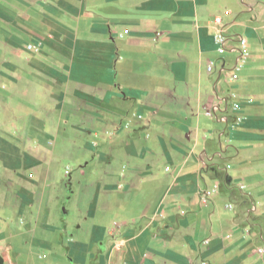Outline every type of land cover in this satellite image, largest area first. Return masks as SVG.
I'll return each mask as SVG.
<instances>
[{"label":"crops","instance_id":"obj_1","mask_svg":"<svg viewBox=\"0 0 264 264\" xmlns=\"http://www.w3.org/2000/svg\"><path fill=\"white\" fill-rule=\"evenodd\" d=\"M261 248L264 0H0V264Z\"/></svg>","mask_w":264,"mask_h":264},{"label":"built area","instance_id":"obj_2","mask_svg":"<svg viewBox=\"0 0 264 264\" xmlns=\"http://www.w3.org/2000/svg\"><path fill=\"white\" fill-rule=\"evenodd\" d=\"M218 24H222V19L218 18L217 20ZM127 34L128 31H125ZM216 43L218 46V54L223 56L229 52H233L237 55L236 58V68H243L247 62L248 56H249V50H248V43L247 40L242 37V36H229L221 30L217 37H216ZM31 49L32 46H29ZM217 67L216 62H211L208 64L207 71L209 73H212L215 71ZM233 78L237 79V75H233ZM211 114V113H210ZM259 253L263 254L264 253V248H261L259 250Z\"/></svg>","mask_w":264,"mask_h":264},{"label":"rangeland","instance_id":"obj_3","mask_svg":"<svg viewBox=\"0 0 264 264\" xmlns=\"http://www.w3.org/2000/svg\"><path fill=\"white\" fill-rule=\"evenodd\" d=\"M65 207H66V205H65Z\"/></svg>","mask_w":264,"mask_h":264}]
</instances>
